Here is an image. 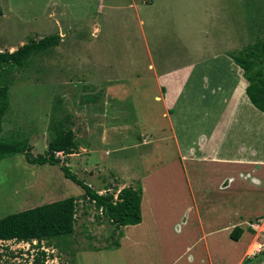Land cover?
<instances>
[{
	"label": "rangeland",
	"instance_id": "rangeland-1",
	"mask_svg": "<svg viewBox=\"0 0 264 264\" xmlns=\"http://www.w3.org/2000/svg\"><path fill=\"white\" fill-rule=\"evenodd\" d=\"M100 1L103 4L102 13L94 14V0L87 10L82 9V3L87 0H56L61 4L57 8L52 7L54 0H0L1 7L9 2L22 9L32 5L40 18L34 25L36 30L32 32L23 30L32 27V24L21 28L13 18L0 16V45L17 47L20 41L37 39L33 33H43L42 36L54 34L55 27L41 19L43 5L48 6L49 2L51 10L64 11L63 20L68 27L65 40L31 53L22 66L10 74L11 83L7 87V108L0 122V137L5 141L24 142L30 146L31 155L35 156L45 152L53 127L60 121L64 129L73 132L77 146L72 154L56 152L55 156L65 161L70 172L84 184L100 193L110 192L115 196L120 186L136 188L139 185L138 177L149 174V170L166 157V154L157 152L163 149L161 146L159 148V144L156 147H138L142 139L138 135L141 127L153 123V120H158L154 123L159 124L162 108L152 99V84L144 85L141 82L146 75L143 64L148 61L142 56L145 53L141 54L145 48L141 46L142 36L153 59H162L167 55L163 65L187 64L207 55L212 49H221V45L215 44L217 40L212 39H215V31L220 32L216 30L218 24L225 25L227 19L218 17L212 23L208 20L206 13L209 8L222 14L217 0H146L145 4L138 3V16L131 6H127L132 0ZM133 1L137 3L141 0ZM254 11L257 21L261 22L264 9ZM138 18L142 19V25L138 23ZM92 23H96L99 32L89 35ZM77 24L83 26L77 28ZM257 27V36H263L264 27ZM207 31L208 35L205 36ZM77 36L82 37L83 45L75 46ZM64 44H70L65 51V55L70 53L68 57L56 49ZM1 49L7 50L4 47ZM261 55H257V60L264 62ZM78 57L82 65L75 63ZM201 66L195 68L192 76L209 75L210 71L204 72ZM135 70L141 71L142 76L136 77ZM211 75L215 74L211 72ZM146 80L150 82V79ZM112 84L115 87L119 84V87L124 86L123 90L127 87L131 94L128 99L109 95L110 99L125 100L117 101L116 105L114 103L125 125L119 131L124 133L122 136H118L117 129L112 126L115 114L113 102L105 98L106 92L112 94L114 91ZM112 130L115 135L108 133L106 136V131ZM155 151L157 153L153 157ZM149 155L151 158L147 162L141 160ZM122 163L127 167L126 172L124 169L117 172L115 166L120 168ZM130 182L132 185L128 184ZM82 190V187L65 178L57 165L30 164L22 154L0 159V217L46 203L47 200H57L60 196L76 198L71 235L59 246L39 244H43L49 254L45 264H104L110 261L108 250H114L118 245L113 243L117 238L116 232L93 203L82 197ZM181 195H177L178 200L182 199ZM249 232L256 244L251 252H256L261 248L257 243L261 235L254 230ZM170 239L167 236L165 241L169 243ZM10 246L14 249L0 246V264H30L31 250L20 247V244ZM231 254L230 260H234V251ZM259 263L260 259L257 258L243 264Z\"/></svg>",
	"mask_w": 264,
	"mask_h": 264
},
{
	"label": "crops",
	"instance_id": "crops-1",
	"mask_svg": "<svg viewBox=\"0 0 264 264\" xmlns=\"http://www.w3.org/2000/svg\"><path fill=\"white\" fill-rule=\"evenodd\" d=\"M87 1L82 3L83 10L92 4V0ZM94 1V14H101L102 1ZM217 1L222 14L210 8L205 13L210 23L216 22L218 17L227 19L225 25L218 24L216 30L220 32L213 30L216 36L212 40L221 45L219 51L212 49L191 63L163 65L168 56L153 59L147 41L144 36L141 38V46L145 47L141 54L145 53L142 56L148 59L144 64L145 59L142 60L146 75L141 82L152 84V99L162 108L159 124L154 123L158 120H153V123L140 126L142 129L138 135L142 139L138 147H156L159 144L163 149L157 152L166 154V157L154 165L149 174L138 177L140 221L121 226V235L115 231L118 245L114 250H108L110 261L104 264H243L257 258L260 259L259 264H264V249L251 252L256 244L247 228L248 220L264 213V112L254 108L248 100L242 70L229 56L243 50L255 54L256 42L264 41V35L257 36V26L263 28L264 19L258 22L254 11L264 9V0ZM138 3L145 4L146 0L137 3L132 0L127 5L134 9L136 16ZM59 5L54 0L52 7ZM43 7L41 19L56 29L50 35H58V42L65 40L68 27L63 20L64 11L51 10L50 2ZM0 16L13 18L19 23L18 27L32 24L30 28H23L32 32L36 30L37 19H40L34 6L22 9L12 2L0 6ZM138 23L142 25V19L138 18ZM82 26L77 24L76 27ZM97 32L96 23H92L89 35ZM42 35L33 33L37 39L44 37ZM204 35H208V31ZM75 40V46L83 45L82 37L77 36ZM23 43L20 41L18 44ZM69 45L56 49L68 57L70 53L65 55V51ZM2 47L7 50H2ZM17 47L0 45V52ZM75 63L83 64L80 57ZM200 64L204 72L210 71L209 75L192 76ZM135 76H142L141 71L135 70ZM112 86L114 91L112 94L106 92L105 98L113 102L115 110L114 103L125 100L110 99L109 95L128 99L131 94L127 87L125 90L124 86L119 87L120 84ZM119 114L115 110L112 126L117 129V135L122 136L124 133L119 131L125 125ZM113 131H106V136ZM157 152L152 154L153 157ZM150 156L141 160L147 162ZM115 168L117 172L120 169L126 172L127 167L122 163L120 168ZM128 184L132 185L131 182ZM180 193L182 203L177 199ZM235 226L241 228V233L234 240L229 233ZM167 236L171 238L169 243L165 241ZM233 251L235 258L230 260Z\"/></svg>",
	"mask_w": 264,
	"mask_h": 264
},
{
	"label": "trees",
	"instance_id": "trees-1",
	"mask_svg": "<svg viewBox=\"0 0 264 264\" xmlns=\"http://www.w3.org/2000/svg\"><path fill=\"white\" fill-rule=\"evenodd\" d=\"M58 39V35L44 36L37 40L29 39L12 51L0 52V122L7 108V87L11 83L12 71L20 68L31 53L55 46ZM255 45L258 51L255 54L245 50L229 56L242 70V76L246 80L244 91L248 100L254 108L264 112V62L257 60L259 54H262L264 59V41L256 42ZM76 146L73 132L64 129L62 123L57 121L45 152L33 156L30 153V146L24 142L5 141L0 137V159L22 154L25 161L30 164L57 165L65 178L83 188L82 197L92 202L108 225L121 235V226L140 221V186L136 188L124 186L117 190L115 196L110 192L97 193L77 179L65 161L55 156L56 152L63 155L72 154ZM75 201V197L68 196L0 217V239L14 238L28 242L35 240V247H39L40 242L59 246L73 231ZM240 233L241 228L235 226L229 236L235 240ZM113 243L117 245L118 242L114 240ZM37 254L31 263L42 264L44 253L38 251Z\"/></svg>",
	"mask_w": 264,
	"mask_h": 264
},
{
	"label": "built area",
	"instance_id": "built-area-1",
	"mask_svg": "<svg viewBox=\"0 0 264 264\" xmlns=\"http://www.w3.org/2000/svg\"><path fill=\"white\" fill-rule=\"evenodd\" d=\"M252 219L253 220H251V222L248 223L247 228H249L252 231L253 230L257 231L261 235V238L258 241V246H261V249H264V213L261 214L260 216L252 218ZM10 244H15L16 247H17V245L19 246V244H20V247L24 246L25 249L31 250V253H32V254H30L31 261L33 260V257L36 256L37 251H42L44 253L43 260H42L43 264H45L48 261L47 260V258L49 257L48 251L46 250L45 247L42 246L43 244H41L39 247H35L34 246L36 244L35 240H31L30 242H28V241H23V240H16L14 238L5 239V240L0 239V246H8L10 248L11 247ZM11 249L13 250L14 247L12 246ZM31 261H30V264H32ZM50 261H52V260H50Z\"/></svg>",
	"mask_w": 264,
	"mask_h": 264
},
{
	"label": "clouds",
	"instance_id": "clouds-1",
	"mask_svg": "<svg viewBox=\"0 0 264 264\" xmlns=\"http://www.w3.org/2000/svg\"><path fill=\"white\" fill-rule=\"evenodd\" d=\"M40 243H43V242H40ZM40 246V245H39Z\"/></svg>",
	"mask_w": 264,
	"mask_h": 264
}]
</instances>
